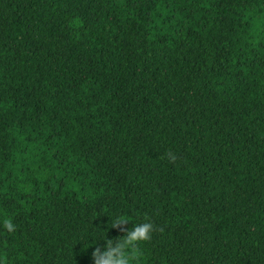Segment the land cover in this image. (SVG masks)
Returning <instances> with one entry per match:
<instances>
[{
    "label": "trees",
    "instance_id": "trees-1",
    "mask_svg": "<svg viewBox=\"0 0 264 264\" xmlns=\"http://www.w3.org/2000/svg\"><path fill=\"white\" fill-rule=\"evenodd\" d=\"M146 219L139 264H264V0H0V264Z\"/></svg>",
    "mask_w": 264,
    "mask_h": 264
},
{
    "label": "clouds",
    "instance_id": "clouds-1",
    "mask_svg": "<svg viewBox=\"0 0 264 264\" xmlns=\"http://www.w3.org/2000/svg\"><path fill=\"white\" fill-rule=\"evenodd\" d=\"M168 155L174 162L176 157L172 153H168ZM107 214L111 216L110 227L113 228L133 221L123 213L119 215ZM2 227L7 232L12 233L17 226L12 218H5L2 221ZM155 230V225L146 219L142 223L134 222V226L126 229V234L117 239H108L106 232L99 229L98 232L89 233L81 240H86L91 235L96 242L100 239L106 241L103 248L97 247L93 252L94 264H139L143 256L142 245L152 239Z\"/></svg>",
    "mask_w": 264,
    "mask_h": 264
}]
</instances>
